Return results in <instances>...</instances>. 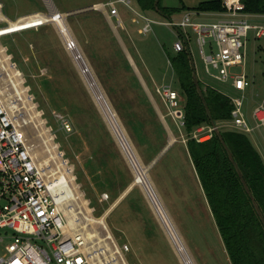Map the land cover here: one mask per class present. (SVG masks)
Instances as JSON below:
<instances>
[{
    "label": "rangeland",
    "instance_id": "1",
    "mask_svg": "<svg viewBox=\"0 0 264 264\" xmlns=\"http://www.w3.org/2000/svg\"><path fill=\"white\" fill-rule=\"evenodd\" d=\"M45 1L0 0L3 4L4 15L11 20L29 12L47 13L49 3L48 0ZM200 1L203 0H161L164 6L178 8L170 17L157 11L142 10L134 0L130 2L131 8L122 3H117V16L119 11L120 14H125L123 23L126 29H123L119 23L113 24V30L119 34L123 44V47H116L114 42L103 39V29L105 33L107 32L106 24L99 17L92 15L95 13L91 10L92 4L103 3L106 0H50L53 8L56 7L59 11L64 12L63 19L71 30L73 40L79 46L108 98L140 163L147 166L146 172L155 185L196 264H230L199 183L194 174L190 172V163L188 165L184 160H181L183 157L175 155L182 151L185 157L186 134L181 125L182 116L180 117L179 114L181 111L180 96L177 93V104L172 105L166 100L162 91V87L166 85L175 91L179 89L176 76L167 59L168 55L175 54L173 43L178 40L179 31L172 26L165 25L164 22L169 18L178 19L184 12L194 11L193 7ZM106 8L108 9V7ZM141 15L147 16L153 21L151 30L148 32L139 31L143 25ZM218 17L216 15H192L193 19L199 21L215 20ZM261 20L264 22L263 18ZM188 33L190 55L197 77L204 84L218 89L228 97H239L241 93L231 86L230 81H220L205 71L195 35L190 30ZM251 36L249 33L245 63V72L250 79V86L244 92L243 105H251L252 107L264 93V48L255 49V42ZM209 44L213 45L209 40L204 44L206 53L210 52ZM0 45L4 48L5 55H8V60L15 63L17 69L23 74L26 81L24 86L29 85L30 90L28 89L27 93L31 95L32 103H35L38 116L33 119L30 112L22 107V102L15 99L8 81L5 80L7 79L6 73L1 67L0 88L7 104L9 106H11L10 104L16 105L11 109L24 132L26 143L36 162L42 165L45 160L47 161L48 166L43 169L47 177H52L49 176L48 170L51 169L53 172L59 169L58 163L54 159L50 160L51 154L47 150L52 141L57 146L56 151L60 153L61 158L66 160L68 166L72 165L71 173L74 176V183L78 185V190L82 193V197L87 200V204L93 208L91 210L92 216L99 217L110 207L112 202L119 197L120 192L118 190L121 189L122 185H132L148 206L151 215L156 219L157 225L163 233L164 242L161 241L164 254L163 261L165 264H181V260L175 253L142 188L135 183V173L137 172L135 167L129 163L117 140H115L113 132L108 127L80 75L71 51L68 50L67 52L55 23L4 35L0 38ZM126 52L146 84L145 90L149 94V99L156 105L159 120L165 125L170 139L173 138L171 141L172 148L161 155L159 159L157 157L153 163L155 156H153L154 150L150 143L162 141L161 136L156 134L152 125H147L144 126L147 139H142L138 143L134 134L131 135L135 140L131 138L114 109V105H117L127 118L145 120L148 117L145 110L136 106L134 100L127 95L126 89H128L129 83L126 81L124 71L117 66L118 61L115 57L130 63ZM210 70L212 73L218 72L211 66ZM230 71L240 72L241 67L233 66ZM146 72L151 77H149L150 88L144 79ZM247 108L248 106H246ZM60 116L70 123L71 130L68 131L62 127ZM47 133L51 137V141L47 140ZM259 133L262 134L260 140L264 139V127H258L254 132L247 135L253 141ZM89 156L91 159L86 161ZM99 157L100 162L97 160ZM92 159L99 164L98 174L105 184L104 188L96 184L90 174L95 164ZM102 162L105 163L104 166H101ZM107 178L113 182L112 185L106 181ZM178 191L182 192V198L179 197ZM104 192L108 195L107 199L102 198ZM72 205L74 211L80 209L78 205ZM109 212L103 218L106 228L99 223L90 222L87 224V227L97 234V236L93 234L92 242L89 241L87 245L95 250H106L105 254L111 252L108 248L118 249L114 254L118 264L122 258L128 264H140L139 258H134L131 251L122 249L121 246L128 243L125 239L120 240L113 237L96 242L98 236L105 233V229L110 231ZM116 212H121L120 208ZM115 215L116 213L112 214V221ZM78 216V223L80 224L77 227L79 228L88 221L80 214ZM102 257H104L103 254Z\"/></svg>",
    "mask_w": 264,
    "mask_h": 264
},
{
    "label": "built area",
    "instance_id": "2",
    "mask_svg": "<svg viewBox=\"0 0 264 264\" xmlns=\"http://www.w3.org/2000/svg\"><path fill=\"white\" fill-rule=\"evenodd\" d=\"M130 2L106 0L99 4L104 9L108 7L109 15L117 16L116 4L122 3L131 8ZM222 7L218 11H187L178 19L169 18L164 22L179 31L178 40L173 43L175 52L183 48L189 50L190 30L195 35L205 71L215 79L230 81L231 86L241 93L239 97H229L233 107L228 120L195 128L192 137L197 141L209 138L215 129L221 127L246 134L264 127V93L249 112L243 105L244 92L250 86V79L245 72L248 34L252 35L255 49L259 45L264 48V22L256 19L259 15L246 12L241 0H222ZM192 15L219 17L199 21L193 19ZM63 16L64 13L56 7L49 6L47 13L32 12L11 20L4 15L0 2V38L54 23ZM140 18L143 25L139 31H150L153 21L144 15ZM207 40L213 43L209 44L208 53L204 51ZM73 42L64 43L65 47ZM13 65L24 86L26 81L23 74L15 63ZM210 66L218 72H210ZM233 66H240L241 71L231 72ZM24 87L30 90L29 85ZM162 91L168 102L177 104V92L174 89L166 85ZM179 114L181 117L182 112L179 111ZM60 118L62 127L71 130L70 123L62 116ZM47 180L41 165L30 152L24 132L0 88V264H93L94 259L88 252L92 248L82 235L77 230L71 232L64 229L67 215L54 201ZM102 198L107 199V193H102ZM121 247L124 251L129 249L127 243Z\"/></svg>",
    "mask_w": 264,
    "mask_h": 264
},
{
    "label": "trees",
    "instance_id": "3",
    "mask_svg": "<svg viewBox=\"0 0 264 264\" xmlns=\"http://www.w3.org/2000/svg\"><path fill=\"white\" fill-rule=\"evenodd\" d=\"M134 1L142 10L157 11L168 17L178 9L164 6L161 0ZM241 2L246 12L264 15V0ZM193 9L222 10V0H203ZM167 57L179 88L176 92L180 96L186 151L214 218L228 260L230 264H264L262 155L246 133L235 129L217 128L209 138L201 141L192 137V132L198 126L214 125L228 120L233 106L228 96L204 84L197 77L188 48ZM146 76L144 79L150 88V80ZM114 109L133 140L136 139L138 142L146 137L144 122L127 118L117 105H114ZM151 112L156 118L153 130L162 138V141L150 143L154 156L165 145L167 133L152 109ZM131 134L135 135V139ZM90 174L100 187H105L97 171L92 169ZM106 181L113 184L109 178Z\"/></svg>",
    "mask_w": 264,
    "mask_h": 264
},
{
    "label": "bare ground",
    "instance_id": "4",
    "mask_svg": "<svg viewBox=\"0 0 264 264\" xmlns=\"http://www.w3.org/2000/svg\"><path fill=\"white\" fill-rule=\"evenodd\" d=\"M17 23L15 22V24ZM54 23L56 27L58 28L62 39H64L65 44L67 45V42H70L71 40H73L72 33L69 27L63 22L61 18H58ZM66 47L69 51H71L72 57L80 72V75L83 81L88 87L94 102L99 107L101 114L103 118L105 119L108 127L113 132L116 138L115 140H117L118 144L120 145V148L123 154L129 161V163L135 167L137 171L135 173V179H134L135 183H137L142 188L146 198L148 199L152 207L153 212L155 213L157 218L160 220L161 225L166 235L168 236V239L171 245L173 246L175 253L178 255L182 264H196L186 244L184 243V240L181 237V234L178 231L173 219L168 213L155 185L153 184L152 180L150 179L149 175L146 172L147 166H144L140 163L122 125L120 124L118 120V117L116 116L98 80L94 76L85 56L81 52L76 42H73L71 43L70 46H66ZM0 67L6 73L7 79L5 80H7L10 85V88L12 90V95L15 97L16 100H19L20 102H22L23 104L22 107H25L26 110L30 112V115L32 116V118L35 119V117L38 116L35 110V103H32L31 95L27 93V88L21 84V79L18 76V73L16 69L14 68L13 63H11L8 60V55H5L4 48L1 45H0ZM10 105H11L10 106L11 108H14L16 106L13 104H10ZM45 131L48 132L47 129H45ZM46 137H48L47 139L48 141H51V137H49L48 133ZM50 144H51L50 148L47 147L48 148L47 150L51 154L50 160L54 159L55 162L58 163L59 169L64 168L63 170L58 169L53 172L51 169L48 170L50 172L49 176H52V177L48 178L47 180L48 186L50 188L54 201L57 203V205L60 208L64 210V212L67 215V222L64 225V229L70 230L71 232H74V230H77V233H80L82 237L84 238L86 244H88L89 241L92 242V237H94L93 234L95 236H97V234L96 232H94V230L89 229L87 227V224H89L90 222L92 223L94 222V223H99L103 227H105L103 218L107 214V212L110 210L111 206L99 217H94L91 215L92 208L87 204V200L82 197V193L78 190V185L74 183V176L71 173L72 165L68 166L66 164V160L61 158L60 153L56 151L57 146L53 144L52 141ZM47 166H48V163L45 160L43 164L41 165V167L42 169H44ZM72 204H75V206L78 205L80 209L77 211H74ZM79 214L83 218H85L88 222L86 224L79 226L78 228L77 226L80 224L78 223ZM105 230L106 231L102 236H98V239L96 242L112 238L111 232L108 229H105ZM107 246L108 245H106V247ZM108 249L111 251L109 254H105L106 250L104 251L95 250L94 248L91 251L88 250L92 259L97 258V261H94L93 264H118L116 257L114 255L118 251V249H111V248H108ZM113 250H116V251H113ZM102 254L104 255V257H102ZM119 264H127V262L122 258Z\"/></svg>",
    "mask_w": 264,
    "mask_h": 264
},
{
    "label": "crops",
    "instance_id": "5",
    "mask_svg": "<svg viewBox=\"0 0 264 264\" xmlns=\"http://www.w3.org/2000/svg\"><path fill=\"white\" fill-rule=\"evenodd\" d=\"M44 2H46V1L44 0ZM48 3H49L48 5L50 6V8H53L50 0H48ZM45 4L48 7L47 3H45ZM91 10L95 12V13H92V15L99 17L102 20V22H104L106 24L105 27H106L107 32L105 33V31L103 29V35H104L103 39L111 41L112 43L114 42L116 47H118V46L123 47V44L121 43V40L119 37V34L117 32H114L112 26L115 22L117 24L121 23L120 25L123 26V29H126L124 27V23H123V20H125V17H126L125 14H123V13L120 14V11H119L118 16H114V15L111 16L108 14V9L107 8L103 9L98 2L92 4ZM35 12H37V11H35ZM66 12H68V11H66ZM30 13H32V12H29L26 14H30ZM62 13H64V12H62ZM26 14H24V15H26ZM262 18L264 19V15L263 16L259 15L256 17V19H259V20H261ZM61 19L65 23L64 19L63 18H61ZM57 31L59 33L58 28H57ZM59 35H60V33H59ZM128 36H129V34H128ZM60 37H61V35H60ZM63 41H64V39H63ZM64 43H65V41H64ZM66 49H67V47H66ZM257 49H263V46L259 45L257 47ZM67 52H68V49H67ZM122 53H123V51H122ZM127 55H128V53H127ZM128 57H129L130 63L127 60H120L117 57H115V59H116V61H118L117 66L119 67V69H122L124 71V73H125L124 76L126 78V81L129 83L128 89H126L127 95H129L132 98V100H134L136 106L142 107L143 110H145L146 114L148 115V117H146L147 119H145L146 121L142 120V119H139V120L137 119L136 121L144 122L145 126L152 125L154 127L153 124H154L156 118L153 116L151 109L157 115L156 105H154L152 103V101L149 99V94L145 90L147 88L146 84L143 81V79L141 78V76L137 70V67L134 64V62L132 61L131 57L129 55H128ZM146 75L148 78L150 77V75L147 72H146ZM246 106H248L247 111L251 109V105H246ZM162 124H163V122H162ZM163 126L165 128L164 124H163ZM166 133H167V130H166ZM261 135L262 134L259 133L257 135L256 139H254L252 141V143L258 149V151L260 152V154L262 155V158L264 160V139L260 140ZM143 139L146 140L147 137H143ZM171 139L169 137V133H167L166 134V141H165L166 144L156 154H154L155 157L158 156V159H159V157L161 155H163L164 153H166L167 151H169L172 148L173 144L171 143V141H173V138L171 137ZM184 149H185V157H184V153L182 151L180 152V154L176 153L175 155L183 157V159H181V160H184L187 164L190 163V172L194 174V176L196 177V179L198 181V178L196 176L193 165H192L190 158L187 154L185 144H184ZM174 151H176V150H174ZM88 159H91V156H89L86 159V161H88ZM95 159H96V156H95ZM97 160H98V162H100V160H101L100 157ZM94 163H95V161H94ZM102 163H101V166H104L105 163L104 162H102ZM98 165H99L98 163H95L93 165L95 167V168L93 167V169L95 171H97V174L99 173ZM95 183H96V181H95ZM180 183L182 184V181ZM198 183H199V181H198ZM96 184H98V183H96ZM199 187L201 188L200 183H199ZM132 188H133V186H131L130 184H125L124 186H122L121 189L118 190L120 192L119 197L114 202H112V204L110 205L111 208L109 210L110 212L108 214V218L110 219L109 228H110V232H112L111 233L112 238L114 237L115 239H120V240L125 239L128 242L127 245H129V249L127 251H131L132 256L134 258H136V259L139 258L138 262L140 264H165V262L163 261V255L164 254H163L162 245H161V241L164 242L163 241L164 240L163 233L161 232L159 226L157 225L156 219L151 215V212H150L148 206H146V204L143 202L140 195L137 194L135 189L133 190ZM201 191H202V194L205 198V195L203 193L202 188H201ZM178 193H179V197L182 198V192L178 191ZM205 201H206V198H205ZM206 203H207V201H206ZM207 206H208V203H207ZM118 208H120L121 212L117 213L116 211L118 210ZM208 208H209V206H208ZM115 213H116L115 218L112 221L111 216H112V214H115ZM159 222H160V220H159ZM114 251H116V250H114ZM192 258H193V256H192ZM136 259H134V260L136 261Z\"/></svg>",
    "mask_w": 264,
    "mask_h": 264
},
{
    "label": "water",
    "instance_id": "6",
    "mask_svg": "<svg viewBox=\"0 0 264 264\" xmlns=\"http://www.w3.org/2000/svg\"><path fill=\"white\" fill-rule=\"evenodd\" d=\"M167 147V146H166ZM158 156H156L155 158H154V160L152 161V163L155 161V159L157 158ZM132 186V185H131Z\"/></svg>",
    "mask_w": 264,
    "mask_h": 264
}]
</instances>
